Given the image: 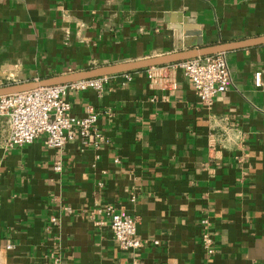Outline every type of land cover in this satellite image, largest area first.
<instances>
[{"label": "crops", "instance_id": "crops-1", "mask_svg": "<svg viewBox=\"0 0 264 264\" xmlns=\"http://www.w3.org/2000/svg\"><path fill=\"white\" fill-rule=\"evenodd\" d=\"M260 36L264 0H0V80ZM223 54L231 84L208 105L176 63L69 91L75 116L98 113L93 142L7 148L0 122V264H264V45Z\"/></svg>", "mask_w": 264, "mask_h": 264}, {"label": "built area", "instance_id": "built-area-1", "mask_svg": "<svg viewBox=\"0 0 264 264\" xmlns=\"http://www.w3.org/2000/svg\"><path fill=\"white\" fill-rule=\"evenodd\" d=\"M182 74L189 80L199 101L210 104L230 84V72L223 53L196 57L176 62ZM126 74V77H130ZM110 76H101L82 81L39 87L33 90L0 96V122L4 125L1 144L7 148L31 143L40 136L51 148H61L67 142L79 138L83 143L99 139L96 122L98 113L87 107L85 116H75L67 101L69 91L93 89L102 91ZM255 84H260V75H255ZM55 163L54 170H59ZM109 227L114 239L122 249H137L142 243L136 238V220L129 215L106 209ZM53 223L55 218H51ZM204 232L201 244L205 251L213 253L214 245L208 221L202 220Z\"/></svg>", "mask_w": 264, "mask_h": 264}, {"label": "water", "instance_id": "water-1", "mask_svg": "<svg viewBox=\"0 0 264 264\" xmlns=\"http://www.w3.org/2000/svg\"><path fill=\"white\" fill-rule=\"evenodd\" d=\"M256 45H264V36L238 42L217 43L209 46L187 49L184 51L168 53L165 55L149 57L135 61L101 65L71 73L53 75L41 79L23 80L11 83H3L0 80V96L25 92L39 87L61 85L90 78L127 73L148 67L176 63L191 58L203 57L217 53H225Z\"/></svg>", "mask_w": 264, "mask_h": 264}, {"label": "rangeland", "instance_id": "rangeland-1", "mask_svg": "<svg viewBox=\"0 0 264 264\" xmlns=\"http://www.w3.org/2000/svg\"><path fill=\"white\" fill-rule=\"evenodd\" d=\"M11 82H17V81H11V80L3 81V83H11Z\"/></svg>", "mask_w": 264, "mask_h": 264}]
</instances>
